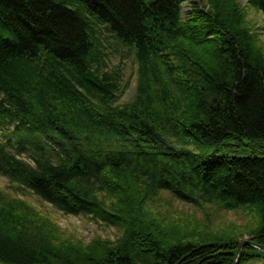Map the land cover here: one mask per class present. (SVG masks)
I'll return each instance as SVG.
<instances>
[{"label":"trees","instance_id":"16d2710c","mask_svg":"<svg viewBox=\"0 0 264 264\" xmlns=\"http://www.w3.org/2000/svg\"><path fill=\"white\" fill-rule=\"evenodd\" d=\"M186 1L0 0V176L121 233L65 239L0 189V264H234L244 237L264 247V43L247 14L264 19V0H194L184 18ZM111 47L135 65L122 105ZM163 193L252 226L164 224Z\"/></svg>","mask_w":264,"mask_h":264},{"label":"rangeland","instance_id":"374dc122","mask_svg":"<svg viewBox=\"0 0 264 264\" xmlns=\"http://www.w3.org/2000/svg\"><path fill=\"white\" fill-rule=\"evenodd\" d=\"M151 0H145L149 3ZM247 0H241L243 6ZM191 9L189 3L186 2L185 6L181 12L183 17H187L188 11ZM248 20L250 21L253 28H260L262 37L261 40L264 43V19L261 14H256L254 12H249ZM108 53L110 54V59L108 61V68L110 70L120 69L122 74L123 86L129 83L130 88L119 102V104H124L131 102L134 98L136 92V76H135V65H133V59L130 57L128 59L123 58V54H120L115 50L114 47L109 48ZM10 133L5 134L4 131L0 130V142L5 143L6 135L12 133V128L9 130ZM15 139V137H13ZM119 147L124 146L125 149L133 150L135 144L120 142ZM236 153H225L224 155L232 157H240L241 151L236 149ZM253 155H259L255 153ZM0 189L6 191L13 197L26 201L35 207L40 213L51 220V222L56 223L62 233L63 238L71 239L77 241L81 244L91 243L94 239L102 238L105 240H110L115 242L121 233L118 229L114 227H108L103 223H97L91 218L79 217V216H69L64 215L60 211L56 210L51 205L41 201L38 197L33 195L27 190H18V186L10 183V181L0 176ZM155 214L160 217L164 224H174L175 222L184 223L185 225H192L195 227L199 226L198 230H237L242 231L249 230L248 228L252 226L253 216H245L244 212H228L218 210L215 206H204L203 209H198L183 202H179L173 199L169 194L163 193L162 198L159 202L158 207L154 209ZM174 222V223H173ZM210 228V229H209ZM211 231V230H210ZM243 241H250L251 238L246 236L242 239ZM241 240V241H242Z\"/></svg>","mask_w":264,"mask_h":264},{"label":"water","instance_id":"95a60500","mask_svg":"<svg viewBox=\"0 0 264 264\" xmlns=\"http://www.w3.org/2000/svg\"><path fill=\"white\" fill-rule=\"evenodd\" d=\"M21 1H22V0H21ZM246 246L253 247V248H255V249H258V250L264 252V247L259 246V245H256V244H255L254 242H252V241H247V240H245V241H243V242L240 244V248H239V251H238V255H237V258H236V261H235L234 264H239L240 256H241L242 251L244 250V248H245Z\"/></svg>","mask_w":264,"mask_h":264},{"label":"bare ground","instance_id":"6f19581e","mask_svg":"<svg viewBox=\"0 0 264 264\" xmlns=\"http://www.w3.org/2000/svg\"><path fill=\"white\" fill-rule=\"evenodd\" d=\"M261 252H263V251H261Z\"/></svg>","mask_w":264,"mask_h":264}]
</instances>
